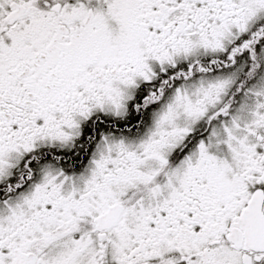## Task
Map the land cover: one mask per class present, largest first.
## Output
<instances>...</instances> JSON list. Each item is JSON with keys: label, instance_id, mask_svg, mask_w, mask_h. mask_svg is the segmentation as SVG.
<instances>
[{"label": "snow or ice", "instance_id": "snow-or-ice-1", "mask_svg": "<svg viewBox=\"0 0 264 264\" xmlns=\"http://www.w3.org/2000/svg\"><path fill=\"white\" fill-rule=\"evenodd\" d=\"M0 264H264V0H0Z\"/></svg>", "mask_w": 264, "mask_h": 264}]
</instances>
